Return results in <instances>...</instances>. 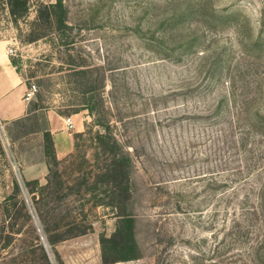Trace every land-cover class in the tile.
I'll list each match as a JSON object with an SVG mask.
<instances>
[{
	"label": "rangeland",
	"instance_id": "374dc122",
	"mask_svg": "<svg viewBox=\"0 0 264 264\" xmlns=\"http://www.w3.org/2000/svg\"><path fill=\"white\" fill-rule=\"evenodd\" d=\"M30 1L17 24L0 5V46L37 86L25 116L0 120V264H37L42 246L53 264L120 260L102 238L122 210L89 191L105 197V127L133 162L141 256L115 264H264V0H64L63 32L35 24L55 0ZM45 225L66 240L52 247Z\"/></svg>",
	"mask_w": 264,
	"mask_h": 264
},
{
	"label": "trees",
	"instance_id": "16d2710c",
	"mask_svg": "<svg viewBox=\"0 0 264 264\" xmlns=\"http://www.w3.org/2000/svg\"><path fill=\"white\" fill-rule=\"evenodd\" d=\"M0 5L4 7L10 19L15 24H17L20 20L25 19L29 15V12L31 10L30 0H0ZM37 23L44 25L43 30L52 29L57 32H63L65 29H67V9L65 7L64 0H55L50 4L39 3L35 24ZM39 36L45 37V34L42 33L40 35H37V37ZM12 64L15 68L17 67L15 61H12ZM89 73L90 71L83 70L80 71L79 75H81L80 77H86L89 75ZM96 99L97 96L92 95L91 97H88L86 101V108L90 111V113H94V111L98 108L99 103L96 102ZM223 106L224 99L220 100L217 104V109L214 112V115L216 117L222 116ZM101 126L105 125L103 124ZM105 129L107 131H105L104 134L98 135L99 142L108 148V150L105 149V151L109 156V163L106 165L102 174L105 177V197H100L99 195H97V191L99 189L98 181L97 183H93L92 186L89 187V191L94 192L95 194V205L110 207L113 210L121 208L122 210V214L118 215L120 224L114 235L109 239H106L104 237L102 238V244L104 246H106V244H110L113 246L114 250H121L119 251L122 254L120 260H109L106 256V253H104L103 255L104 264H115L117 262H129L138 260L141 258V256L139 254V247L136 242V235L134 233V224L136 222V217L133 214L127 212V208L131 204V201L133 199L131 177L133 162L129 152L124 148H121L118 140L109 134V128L105 127ZM44 140L47 154L53 156L56 161L57 159L53 155L54 141L52 133L49 130L44 133ZM29 184L30 182L27 183V185ZM35 184H38V182H35ZM14 187L16 194H20L21 187L18 182H14ZM40 188L41 190L45 189V187ZM32 194H35V191H33ZM35 196L36 195H34V199ZM255 196L256 201L258 202L257 204L261 208L260 210H262V207H264V186H261L259 188ZM260 210L259 208L253 207L255 215L258 214ZM28 217L30 218L29 214ZM20 228L23 229V227ZM22 229H18L16 232H13V235L20 234ZM53 231L54 230L46 227L45 225L44 232L48 236V242L52 247H55L57 244L63 242L66 239L58 235L56 237L53 236ZM79 234L84 235L86 234V232H80ZM7 238L11 241L13 236L8 235ZM41 248L43 251L41 257L42 261L37 264H53L49 259L48 254L45 252L43 246ZM58 264L64 263L59 260Z\"/></svg>",
	"mask_w": 264,
	"mask_h": 264
},
{
	"label": "crops",
	"instance_id": "0c3cea01",
	"mask_svg": "<svg viewBox=\"0 0 264 264\" xmlns=\"http://www.w3.org/2000/svg\"><path fill=\"white\" fill-rule=\"evenodd\" d=\"M27 85L17 75L13 64L8 60L3 47L0 46V120L12 121L27 114L28 103L24 101ZM55 115L49 116L51 132L54 141L64 140V133L56 134L53 131Z\"/></svg>",
	"mask_w": 264,
	"mask_h": 264
},
{
	"label": "built area",
	"instance_id": "2783aa9c",
	"mask_svg": "<svg viewBox=\"0 0 264 264\" xmlns=\"http://www.w3.org/2000/svg\"><path fill=\"white\" fill-rule=\"evenodd\" d=\"M36 93H37V86L32 85L30 88L27 89L25 96H24V100L28 103L31 102L34 99ZM64 121H65V125H66L67 129H73L74 128V122H73L72 118H67Z\"/></svg>",
	"mask_w": 264,
	"mask_h": 264
}]
</instances>
